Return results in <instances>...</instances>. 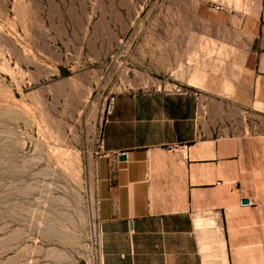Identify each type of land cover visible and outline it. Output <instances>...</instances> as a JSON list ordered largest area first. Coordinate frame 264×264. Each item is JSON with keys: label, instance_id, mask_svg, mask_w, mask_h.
Masks as SVG:
<instances>
[{"label": "crops", "instance_id": "0c3cea01", "mask_svg": "<svg viewBox=\"0 0 264 264\" xmlns=\"http://www.w3.org/2000/svg\"><path fill=\"white\" fill-rule=\"evenodd\" d=\"M216 4H198L207 40L166 44L149 88L112 96L97 264H264V14Z\"/></svg>", "mask_w": 264, "mask_h": 264}, {"label": "rangeland", "instance_id": "374dc122", "mask_svg": "<svg viewBox=\"0 0 264 264\" xmlns=\"http://www.w3.org/2000/svg\"><path fill=\"white\" fill-rule=\"evenodd\" d=\"M199 1L0 0V264H97L101 124L166 44L207 40Z\"/></svg>", "mask_w": 264, "mask_h": 264}, {"label": "water", "instance_id": "95a60500", "mask_svg": "<svg viewBox=\"0 0 264 264\" xmlns=\"http://www.w3.org/2000/svg\"><path fill=\"white\" fill-rule=\"evenodd\" d=\"M111 109H112V103L109 105V110H111ZM125 158H126L125 155H121V156H120V159H121V160H124ZM248 202H249V200L246 199V198L242 200V203H243V204H247Z\"/></svg>", "mask_w": 264, "mask_h": 264}, {"label": "built area", "instance_id": "2783aa9c", "mask_svg": "<svg viewBox=\"0 0 264 264\" xmlns=\"http://www.w3.org/2000/svg\"><path fill=\"white\" fill-rule=\"evenodd\" d=\"M215 9H216V10H220V9H221V5H220V4H217V5L215 6Z\"/></svg>", "mask_w": 264, "mask_h": 264}]
</instances>
